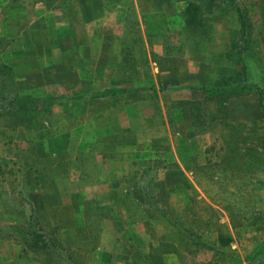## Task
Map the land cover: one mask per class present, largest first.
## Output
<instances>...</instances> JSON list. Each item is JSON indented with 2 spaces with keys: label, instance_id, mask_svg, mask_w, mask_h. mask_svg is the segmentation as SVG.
Returning a JSON list of instances; mask_svg holds the SVG:
<instances>
[{
  "label": "rangeland",
  "instance_id": "1",
  "mask_svg": "<svg viewBox=\"0 0 264 264\" xmlns=\"http://www.w3.org/2000/svg\"><path fill=\"white\" fill-rule=\"evenodd\" d=\"M237 74L264 0H0V264H252L258 95L193 90Z\"/></svg>",
  "mask_w": 264,
  "mask_h": 264
},
{
  "label": "trees",
  "instance_id": "2",
  "mask_svg": "<svg viewBox=\"0 0 264 264\" xmlns=\"http://www.w3.org/2000/svg\"><path fill=\"white\" fill-rule=\"evenodd\" d=\"M214 1V0H213ZM217 2L221 3H228L230 0H215ZM241 15V14H240ZM239 16L241 20V16ZM244 72V71H243ZM241 72L240 75L243 73ZM239 74H237L234 78H228V79H221L216 81L214 84L210 86H201V87H195L196 91L204 92V94L208 96H221L224 94H227L228 97H234L237 94H240L241 92L246 91H253L257 93L258 95V102L260 107L262 108V115L264 117V90L259 85H256L252 82H248L245 77H241ZM245 74L243 73V76ZM111 94V92H109ZM36 103H34V100H25L24 98L17 99V105L20 108H26V107H33ZM29 226L31 225V221L28 222ZM198 240V239H196ZM231 241L230 237H224L219 236L218 237V243L221 245H226L227 242ZM60 248V247H58ZM250 260H252V264H262L264 263V242H262L260 245H256L255 248H253L252 252L249 254Z\"/></svg>",
  "mask_w": 264,
  "mask_h": 264
},
{
  "label": "crops",
  "instance_id": "3",
  "mask_svg": "<svg viewBox=\"0 0 264 264\" xmlns=\"http://www.w3.org/2000/svg\"><path fill=\"white\" fill-rule=\"evenodd\" d=\"M253 250V249H252ZM263 264V263H262Z\"/></svg>",
  "mask_w": 264,
  "mask_h": 264
}]
</instances>
